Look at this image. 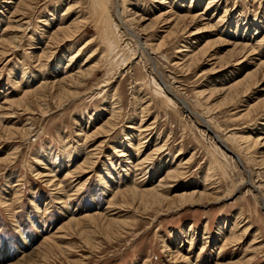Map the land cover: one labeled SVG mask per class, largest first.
Instances as JSON below:
<instances>
[{
	"label": "rangeland",
	"instance_id": "374dc122",
	"mask_svg": "<svg viewBox=\"0 0 264 264\" xmlns=\"http://www.w3.org/2000/svg\"><path fill=\"white\" fill-rule=\"evenodd\" d=\"M100 2L0 0V264H264V0Z\"/></svg>",
	"mask_w": 264,
	"mask_h": 264
},
{
	"label": "bare ground",
	"instance_id": "6f19581e",
	"mask_svg": "<svg viewBox=\"0 0 264 264\" xmlns=\"http://www.w3.org/2000/svg\"><path fill=\"white\" fill-rule=\"evenodd\" d=\"M99 2H100V0H98ZM101 3V2H100ZM99 4V3H98ZM100 6H101V4H100ZM103 6V5H102ZM105 6V5H104ZM105 8V7H104ZM108 9H106L105 10V12L107 11ZM104 12V13H105ZM108 13V12H107ZM193 18H195V17H193ZM160 19H161V17H160ZM160 21V20H159ZM158 21V22H159ZM180 21H182V18H180ZM157 22V23H158ZM157 23H155V24H157ZM159 25V24H158ZM180 25V24H179ZM107 27V26H106ZM164 27V26H163ZM67 30V29H66ZM79 31V30H78ZM66 33V32H65ZM74 33H76L77 34V32L75 31V30H71V26H70V38H71V36L74 34ZM79 33V32H78ZM173 33H176V32H170V33H167L168 35L166 36V37H164V39H163V41L161 42V45H159V46H164V45H166V43H167V41L169 40V38H171V37H173L172 36V34ZM56 34V33H55ZM107 34V33H106ZM68 35V34H67ZM108 35V34H107ZM105 37V36H104ZM65 38V37H64ZM108 38V37H107ZM112 38H114V36L112 37ZM111 38V39H112ZM62 39V38H61ZM106 39V38H105ZM117 40V39H116ZM109 41V40H108ZM107 41V42H108ZM116 43V42H115ZM110 46V45H109ZM107 47V46H106ZM112 47V46H111ZM7 48V47H6ZM109 49H110V47H109ZM112 49V48H111ZM113 50V49H112ZM236 50V49H235ZM110 51V50H109ZM207 49H206V47L205 48H203V49H201L200 51H199V53H197V54H194V56L192 57V59H195V58H197V56H198V54H200V53H203V54H206L207 53ZM109 55V54H108ZM201 55V54H200ZM245 56V55H244ZM243 55H242V57H244ZM200 57V56H199ZM241 58V57H240ZM198 59H200V58H198ZM264 64V63H263ZM257 73V72H256ZM250 74L249 76H247L244 80H241V81H239V82H237L236 84H234V86H232V89L230 90V92H233V91H236V89H239V88H241L242 86H245V87H248V85H250V84H252V83H256V81H255V79H256V75L257 74ZM83 76V75H82ZM74 80V78L72 77V76H70V81H73ZM258 80V79H257ZM72 83H74V82H72ZM246 84H247V86H246ZM251 86V85H250ZM70 88H72V86L70 85ZM249 88V87H248ZM247 88V89H248ZM244 141H246V142H248V141H250V139H244ZM256 141V142H255ZM254 142H255V144L256 143H258V140H255ZM251 142H252V139H251ZM250 144V143H249ZM250 148H252L251 147V145L249 146V147H247V149H250ZM161 186V185H160ZM162 187V186H161ZM161 187H159L158 189H160ZM164 187V186H163ZM160 190H162V189H160ZM134 191V190H133ZM133 193V192H132ZM135 193V192H134ZM144 193H148L149 195H151V196H153L156 200H161V198H162V192L160 193L159 191H157L156 190V188H155V190H149V191H145ZM144 193H140V195H141V197H144V196H146ZM137 194H139V192L137 191L135 194H133V195H137ZM198 200L196 199V197L194 196V195H190V196H187V195H182V202H187V203H193V202H197ZM78 220V219H77ZM66 227V226H65ZM69 227V226H68Z\"/></svg>",
	"mask_w": 264,
	"mask_h": 264
}]
</instances>
